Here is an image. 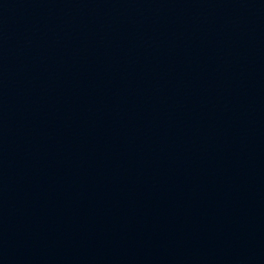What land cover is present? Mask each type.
Masks as SVG:
<instances>
[{
    "label": "water",
    "instance_id": "95a60500",
    "mask_svg": "<svg viewBox=\"0 0 264 264\" xmlns=\"http://www.w3.org/2000/svg\"><path fill=\"white\" fill-rule=\"evenodd\" d=\"M0 264H264V0H0Z\"/></svg>",
    "mask_w": 264,
    "mask_h": 264
}]
</instances>
